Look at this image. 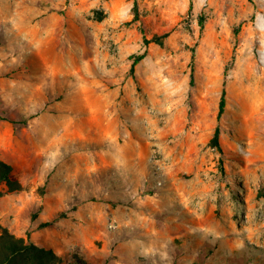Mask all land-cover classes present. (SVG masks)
Here are the masks:
<instances>
[{
	"label": "rangeland",
	"instance_id": "obj_1",
	"mask_svg": "<svg viewBox=\"0 0 264 264\" xmlns=\"http://www.w3.org/2000/svg\"><path fill=\"white\" fill-rule=\"evenodd\" d=\"M0 160L66 264H264V0H0Z\"/></svg>",
	"mask_w": 264,
	"mask_h": 264
},
{
	"label": "trees",
	"instance_id": "obj_2",
	"mask_svg": "<svg viewBox=\"0 0 264 264\" xmlns=\"http://www.w3.org/2000/svg\"><path fill=\"white\" fill-rule=\"evenodd\" d=\"M134 10L136 12V18L139 16L138 5L135 3ZM150 41H146L149 43ZM145 58V55L139 56L132 66V71L135 65ZM226 107V90L223 89L221 101L219 104V110L217 114V120L219 121L225 112ZM220 129L216 128L214 137L211 140V146L218 150H221L220 142ZM13 167L6 162L0 160V197L6 193L21 192L23 190L22 185L12 179ZM5 186L7 191H3L2 187ZM49 224H45L47 227ZM0 264H66L65 260L56 255L52 250H46L40 248L34 244L31 237L27 239L18 238L12 234L6 227L0 223ZM67 264H76L73 261H69Z\"/></svg>",
	"mask_w": 264,
	"mask_h": 264
},
{
	"label": "crops",
	"instance_id": "obj_3",
	"mask_svg": "<svg viewBox=\"0 0 264 264\" xmlns=\"http://www.w3.org/2000/svg\"><path fill=\"white\" fill-rule=\"evenodd\" d=\"M112 139L113 140H116L115 138H113L112 137ZM119 146V147H118ZM117 146V148H121V144L120 145H118ZM118 150V149H117ZM108 151H111V156L113 157V160L112 161H115V160H117L116 158H120V159H118V160H120V161H118V163H116V164H113V163H111L110 165H109V163L108 164H106V166H109L110 168H113V166H117L120 170H124V172H126L125 171V169H126V167L123 165V160H124V158L126 157L125 155H124V157L123 156H120V155H117L116 154V151H112L111 149H109ZM123 159V160H122ZM109 167H107V168H109ZM122 172L123 171H120V174H122ZM109 175H111V173L109 172ZM15 193H17V192H15ZM33 241V240H32Z\"/></svg>",
	"mask_w": 264,
	"mask_h": 264
},
{
	"label": "built area",
	"instance_id": "obj_4",
	"mask_svg": "<svg viewBox=\"0 0 264 264\" xmlns=\"http://www.w3.org/2000/svg\"><path fill=\"white\" fill-rule=\"evenodd\" d=\"M159 169V168H158ZM159 185H161V183L159 182Z\"/></svg>",
	"mask_w": 264,
	"mask_h": 264
}]
</instances>
